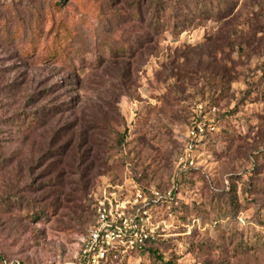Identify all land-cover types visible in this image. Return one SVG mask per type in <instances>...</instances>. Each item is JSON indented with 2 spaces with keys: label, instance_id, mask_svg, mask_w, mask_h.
Here are the masks:
<instances>
[{
  "label": "rangeland",
  "instance_id": "1",
  "mask_svg": "<svg viewBox=\"0 0 264 264\" xmlns=\"http://www.w3.org/2000/svg\"><path fill=\"white\" fill-rule=\"evenodd\" d=\"M56 1L0 0V264H77L95 194L170 187L195 117L198 170L125 264H264V0Z\"/></svg>",
  "mask_w": 264,
  "mask_h": 264
},
{
  "label": "built area",
  "instance_id": "2",
  "mask_svg": "<svg viewBox=\"0 0 264 264\" xmlns=\"http://www.w3.org/2000/svg\"><path fill=\"white\" fill-rule=\"evenodd\" d=\"M202 109L200 103L198 110ZM206 125L205 119L195 117L189 126L169 188L133 181L130 185H109L95 194L96 222L83 238L77 264H125L131 254L144 252L150 241L163 235L164 220L158 214L165 203L174 200L183 175L198 168V141Z\"/></svg>",
  "mask_w": 264,
  "mask_h": 264
},
{
  "label": "trees",
  "instance_id": "3",
  "mask_svg": "<svg viewBox=\"0 0 264 264\" xmlns=\"http://www.w3.org/2000/svg\"><path fill=\"white\" fill-rule=\"evenodd\" d=\"M64 1L65 0H57L56 1V6L57 7H62L63 4H64ZM193 3L195 4V7L198 11V15L199 16H203L204 18H207V19H215V20H221L225 17H228L230 16L235 8H236V5H237V0H192ZM164 15H166V12H164L160 7L158 6H155L154 8V14H153V19L152 21L155 23L156 27L157 24L160 22V20L164 17ZM185 23V21L183 22ZM178 26V25H177ZM176 27V26H175ZM50 54L48 55L49 58L48 59H52V58H56L59 56L60 52L63 51V48L61 47L60 43L57 41V35L55 36V40H54V43L53 45L50 47ZM125 51V48H115L113 50V54H120L122 52ZM126 51H129V50H126ZM126 53V52H125ZM215 106V105H214ZM34 119V118H33ZM32 118L29 119V122L30 124L26 125L28 127H31V122L33 121ZM34 121H37V120H34ZM106 164V162H104V165ZM198 170L197 168H192L190 169V172L192 171H196ZM145 176H142L139 175V176H136V179L137 181H141L142 178H144ZM183 180V179H182ZM181 180V182L183 183V181ZM168 186L164 187V188H168ZM181 187V183H180V186L178 188V190L175 191L174 193V200L177 201L176 203L175 202H171V203H165L162 207V210L161 211H165L166 209L170 208L172 211H176L177 208L179 207L180 205V201H181V197L179 195V189ZM94 207H95V200H94ZM38 213V214H36ZM33 217H41L44 215V210L43 209H39L38 212L37 211H34L33 212ZM96 222V211L94 212V222L91 226H93ZM154 243V240L153 241H150L146 247V251H148L149 253H152L153 255H156L157 254V249H154L152 247V244ZM158 257H161L160 255Z\"/></svg>",
  "mask_w": 264,
  "mask_h": 264
}]
</instances>
